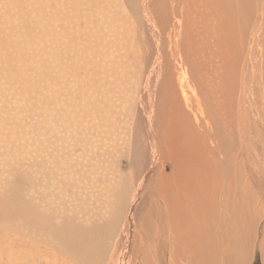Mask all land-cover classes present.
<instances>
[{"label": "bare ground", "instance_id": "obj_1", "mask_svg": "<svg viewBox=\"0 0 264 264\" xmlns=\"http://www.w3.org/2000/svg\"><path fill=\"white\" fill-rule=\"evenodd\" d=\"M148 1L142 15L166 20V72L131 118L129 158L87 204L77 171L53 159L58 150L40 158V194L26 178L7 200L8 239L19 245L10 264H247L264 192V130L252 122L256 112L264 120V0ZM109 4L101 26L117 36ZM248 135L258 150L251 170L240 158ZM124 161L135 169L123 173ZM261 244L264 256V234Z\"/></svg>", "mask_w": 264, "mask_h": 264}, {"label": "rangeland", "instance_id": "obj_2", "mask_svg": "<svg viewBox=\"0 0 264 264\" xmlns=\"http://www.w3.org/2000/svg\"><path fill=\"white\" fill-rule=\"evenodd\" d=\"M142 1L0 0V264H10L8 250L19 252L18 241L8 239L7 200L18 197L15 190L24 186L26 178L25 185L34 189V196L40 194V158L54 155L57 166L76 170L82 188L80 198L86 204L88 193L97 197L104 192V181L114 177L121 159L129 158L134 131L131 118L136 111L140 113L137 105L146 98L153 76H157V91L166 72V20H155L149 9V15H142ZM105 3H110L115 13L118 37L116 32L106 35L102 29ZM162 12L166 13L164 2ZM150 17L155 26L149 24ZM253 62L249 61L248 73ZM252 120L259 132L264 130L259 113ZM254 127L251 132H256ZM245 140L246 154L245 143L240 142V158L245 165L246 155V167L251 170L252 160H258L257 144L250 135ZM52 150L58 153L51 154ZM121 165L125 174L135 169L134 165L126 167V161ZM84 172L92 183L83 182ZM262 195L264 192L263 210ZM262 210L247 264H264Z\"/></svg>", "mask_w": 264, "mask_h": 264}]
</instances>
